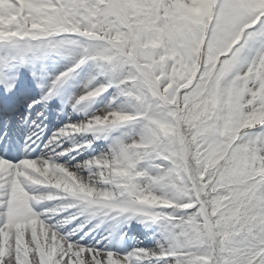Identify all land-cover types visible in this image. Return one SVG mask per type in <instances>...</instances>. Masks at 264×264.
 <instances>
[{
    "label": "snow or ice",
    "instance_id": "obj_1",
    "mask_svg": "<svg viewBox=\"0 0 264 264\" xmlns=\"http://www.w3.org/2000/svg\"><path fill=\"white\" fill-rule=\"evenodd\" d=\"M0 264H264V0H0Z\"/></svg>",
    "mask_w": 264,
    "mask_h": 264
}]
</instances>
